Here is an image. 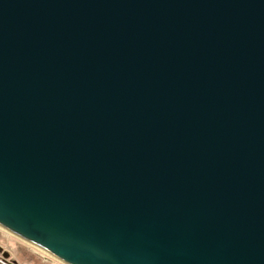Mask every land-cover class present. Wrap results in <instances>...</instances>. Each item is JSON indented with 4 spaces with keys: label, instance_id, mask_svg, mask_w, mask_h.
Masks as SVG:
<instances>
[{
    "label": "water",
    "instance_id": "obj_1",
    "mask_svg": "<svg viewBox=\"0 0 264 264\" xmlns=\"http://www.w3.org/2000/svg\"><path fill=\"white\" fill-rule=\"evenodd\" d=\"M0 226L66 264H264V0H0Z\"/></svg>",
    "mask_w": 264,
    "mask_h": 264
},
{
    "label": "rangeland",
    "instance_id": "obj_2",
    "mask_svg": "<svg viewBox=\"0 0 264 264\" xmlns=\"http://www.w3.org/2000/svg\"><path fill=\"white\" fill-rule=\"evenodd\" d=\"M0 246L9 251L10 261L15 264H66L46 250L0 228ZM0 253V261H2ZM9 260V259H8Z\"/></svg>",
    "mask_w": 264,
    "mask_h": 264
},
{
    "label": "built area",
    "instance_id": "obj_3",
    "mask_svg": "<svg viewBox=\"0 0 264 264\" xmlns=\"http://www.w3.org/2000/svg\"><path fill=\"white\" fill-rule=\"evenodd\" d=\"M2 258H3V256H2ZM0 263L1 264H15V262L13 263V262H11L10 260H5L4 258L2 259V261H0Z\"/></svg>",
    "mask_w": 264,
    "mask_h": 264
},
{
    "label": "bare ground",
    "instance_id": "obj_4",
    "mask_svg": "<svg viewBox=\"0 0 264 264\" xmlns=\"http://www.w3.org/2000/svg\"><path fill=\"white\" fill-rule=\"evenodd\" d=\"M1 229L6 230L8 233L15 235L14 233L10 232L9 230L5 229L4 227L0 226ZM50 254V253H49Z\"/></svg>",
    "mask_w": 264,
    "mask_h": 264
},
{
    "label": "trees",
    "instance_id": "obj_5",
    "mask_svg": "<svg viewBox=\"0 0 264 264\" xmlns=\"http://www.w3.org/2000/svg\"><path fill=\"white\" fill-rule=\"evenodd\" d=\"M1 264V263H0Z\"/></svg>",
    "mask_w": 264,
    "mask_h": 264
}]
</instances>
